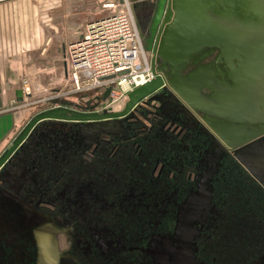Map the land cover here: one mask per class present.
Here are the masks:
<instances>
[{
    "label": "flooded vegetation",
    "instance_id": "af4514ba",
    "mask_svg": "<svg viewBox=\"0 0 264 264\" xmlns=\"http://www.w3.org/2000/svg\"><path fill=\"white\" fill-rule=\"evenodd\" d=\"M133 12L156 91L126 110L108 86L13 100L23 117L0 135V264H264L263 187L168 84L158 0Z\"/></svg>",
    "mask_w": 264,
    "mask_h": 264
},
{
    "label": "water",
    "instance_id": "95a60500",
    "mask_svg": "<svg viewBox=\"0 0 264 264\" xmlns=\"http://www.w3.org/2000/svg\"><path fill=\"white\" fill-rule=\"evenodd\" d=\"M157 13V54L170 68L168 84L264 189V0H158ZM161 83L154 76L127 92L124 109Z\"/></svg>",
    "mask_w": 264,
    "mask_h": 264
},
{
    "label": "crops",
    "instance_id": "0c3cea01",
    "mask_svg": "<svg viewBox=\"0 0 264 264\" xmlns=\"http://www.w3.org/2000/svg\"><path fill=\"white\" fill-rule=\"evenodd\" d=\"M82 6L83 0H0V135L23 117V111L13 110L10 104L22 96L25 82L33 85L26 73L41 86L35 73L42 80L51 78L55 71L52 62L61 50L62 77L66 79L64 48L81 34L87 20L79 18ZM47 56H54L48 59L50 66L44 62Z\"/></svg>",
    "mask_w": 264,
    "mask_h": 264
},
{
    "label": "built area",
    "instance_id": "2783aa9c",
    "mask_svg": "<svg viewBox=\"0 0 264 264\" xmlns=\"http://www.w3.org/2000/svg\"><path fill=\"white\" fill-rule=\"evenodd\" d=\"M139 1L101 2L96 12L88 14L81 34L67 43L63 53L66 79L75 90L108 86V99L114 102L153 78L133 12ZM21 91L25 99L30 85L25 83Z\"/></svg>",
    "mask_w": 264,
    "mask_h": 264
},
{
    "label": "rangeland",
    "instance_id": "374dc122",
    "mask_svg": "<svg viewBox=\"0 0 264 264\" xmlns=\"http://www.w3.org/2000/svg\"><path fill=\"white\" fill-rule=\"evenodd\" d=\"M105 0H83V6L81 7L82 12L81 15L79 16L81 21L86 20V15L89 13H94L98 10L100 3L103 2ZM90 11V12H88ZM50 30V29H49ZM61 50H58V54L57 55V61L54 60L52 63L55 66V71L54 74L52 75L51 78H46L45 80H42V78L38 75L35 76L36 78L39 79V81L41 80V82H43V84L41 86H39L38 83L35 84V81L27 75L28 73H26L25 78H29L28 80L33 84L32 86H30V95L27 99V101H38L43 97L46 96H50V97H55V96H60V95H80L85 89H80V90H75L73 83H71V81L69 79H63L62 77V65H61ZM47 56L46 58H44V62L45 60L49 62V66H50V61L52 60L54 56L50 57ZM49 59V60H48ZM48 66V67H49ZM52 67V66H51ZM26 83V82H25ZM81 86V85H80ZM25 100V99H24ZM10 105H15V103H11Z\"/></svg>",
    "mask_w": 264,
    "mask_h": 264
}]
</instances>
